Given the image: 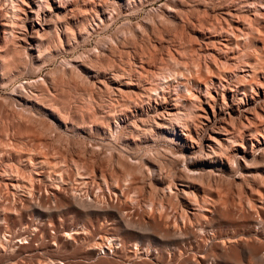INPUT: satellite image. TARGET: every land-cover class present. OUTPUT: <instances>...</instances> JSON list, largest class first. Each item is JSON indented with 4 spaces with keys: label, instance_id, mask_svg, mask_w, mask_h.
<instances>
[{
    "label": "rangeland",
    "instance_id": "obj_1",
    "mask_svg": "<svg viewBox=\"0 0 264 264\" xmlns=\"http://www.w3.org/2000/svg\"><path fill=\"white\" fill-rule=\"evenodd\" d=\"M72 1L33 0L34 18L47 29L44 36L14 39L0 32V43L12 50L0 65V204L12 213L20 214L24 205L43 204L45 198V205L51 206L58 194L110 193L101 176L87 177L92 160L94 166L103 164L100 168L107 174L117 171V161L145 162L138 176L147 183L159 178L155 167L195 175L193 166L188 165L187 171L185 163L202 153L178 151L173 132L189 126L201 135L208 125L205 119L212 118L207 105L214 92H222L221 84L231 95L239 90L245 79L244 52L227 45V33L234 21L245 23L263 11L256 0H78V17L65 19L54 6H69ZM98 2L100 9L95 12L91 6ZM6 3L0 5V22L9 16L17 22ZM225 9H235L238 16L226 18ZM17 23L15 32L25 33L26 24ZM238 26L239 31L246 27ZM214 65L223 74L220 84L209 70ZM198 70L210 74L206 77L212 82L208 80L206 87L198 88L192 81ZM226 112L237 116L224 108L222 114ZM96 123L101 128L98 135ZM128 135L136 138L135 146L125 142ZM71 154L84 158L87 165L80 163L78 168L69 160ZM67 171L83 177L75 174L70 182ZM207 174V179L212 177ZM107 178L108 185H114ZM3 213L1 218L8 219L9 212ZM14 216L15 227L23 226L26 220L16 214L7 225ZM36 217L29 213L26 218L36 223Z\"/></svg>",
    "mask_w": 264,
    "mask_h": 264
},
{
    "label": "bare ground",
    "instance_id": "obj_2",
    "mask_svg": "<svg viewBox=\"0 0 264 264\" xmlns=\"http://www.w3.org/2000/svg\"><path fill=\"white\" fill-rule=\"evenodd\" d=\"M15 1L18 3L14 0H5V3L10 4L17 22H23L27 27L25 33H17L15 28L18 23L11 16L6 21L4 18L0 22V32L4 37L44 36L47 29L37 22L38 17L34 18L31 7L33 0ZM256 1L261 3L262 7H258L263 10L259 17L245 19V23L236 20V25H231L227 33V45L244 52L242 63L246 67L245 79L238 84L239 90L232 91L231 95V90L221 84L222 92H214L207 105L212 118L205 119L208 125L201 135H198L197 128L190 130L189 126L185 128L186 125L185 129L182 127L179 132H173L172 143L178 151L185 149L202 153L198 158L189 157L193 160L185 163L187 171L190 169L187 167L193 166L197 174L189 175L180 169L172 171V167H167L169 171L162 170L164 166L155 167L148 161L157 168V176H160L147 183L143 181L145 178L141 177V180L138 176L145 162L142 164L138 161L137 165H131L125 160L117 161V171L110 174L106 173L107 170L102 171V163L94 166V160L93 167L90 165L91 170L81 165L84 171L90 170V174L85 172L89 174L87 177L96 179L101 176L110 193L91 195V192L87 196L58 194L59 198L56 195L57 200L55 197L56 201L51 206L50 203L45 205V198L43 204L35 202L20 207L17 209L20 214L12 213L0 204L1 208H5L2 209L4 212H9L8 219L12 220L16 214L26 220L25 225L16 228L14 216L15 220L7 225L8 219L1 218L5 214H1L3 211L0 209V264H264V0ZM78 2L73 0L69 6L54 7L62 10L60 13L65 19L71 20L79 15L75 8ZM100 2L92 3L95 12L100 9L97 8ZM235 11L225 9L223 15L236 18L238 12ZM252 11L256 13L255 9ZM243 17L240 19L244 20ZM238 25L244 29L239 31ZM8 45L0 43V65L11 50ZM218 67L214 65L209 70L212 78L220 84L223 74ZM194 75L192 81L197 87L211 81L207 78L210 74L204 75L199 70ZM224 108L236 112L237 116L228 112L222 114ZM97 124L94 128L96 135L101 130ZM125 142L135 146L136 138L128 135ZM80 159L74 154L69 158L78 168L84 158L82 161ZM96 161L98 163V159ZM83 165L87 164L84 162ZM207 166L213 167L217 174ZM70 172L66 173L68 181L77 174ZM207 172L212 176L209 179ZM80 174L77 176L83 173ZM107 177L114 181L111 186L113 194ZM224 178H227V182ZM29 213L39 217L35 218L36 223H28L26 217Z\"/></svg>",
    "mask_w": 264,
    "mask_h": 264
}]
</instances>
